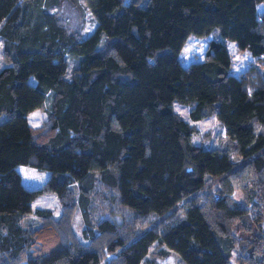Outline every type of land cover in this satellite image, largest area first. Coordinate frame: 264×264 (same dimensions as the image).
<instances>
[{"label":"trees","instance_id":"obj_1","mask_svg":"<svg viewBox=\"0 0 264 264\" xmlns=\"http://www.w3.org/2000/svg\"><path fill=\"white\" fill-rule=\"evenodd\" d=\"M60 2L0 0V264H100L106 255L105 264H143L153 246L184 264H232L238 249L237 264H264L258 242L236 239L235 222L248 227L251 213L232 197L233 184L264 194V72L256 81L233 74L226 45L264 67V0H84L96 22L86 37L51 11ZM213 33L203 60L182 65L188 37ZM47 101L46 133L36 135L28 115ZM175 101L193 122L215 118L238 160L193 143L197 129ZM73 187L89 243L62 237L42 249L19 220L46 193L73 205ZM97 187L159 222L140 231L93 222ZM256 197L247 191L253 207ZM261 220L251 221L264 241Z\"/></svg>","mask_w":264,"mask_h":264},{"label":"rangeland","instance_id":"obj_2","mask_svg":"<svg viewBox=\"0 0 264 264\" xmlns=\"http://www.w3.org/2000/svg\"><path fill=\"white\" fill-rule=\"evenodd\" d=\"M259 9H264V3L259 5ZM51 11L58 15L68 29L80 32L83 37L88 36L96 25V22L86 7L84 0H78L76 3H72L69 0H61L59 5L53 7ZM215 36V33L201 38L192 35L189 36L179 55L181 64L188 66L193 61L203 60L207 44ZM226 45L231 58V72L235 75L245 76L247 79L250 78L256 81L257 77L260 76V73L264 72V67L261 66L260 59L251 56L246 50H239L232 41H228ZM4 65L2 42L0 40V69H2ZM73 65L74 61L70 59L67 66V77L70 76ZM31 81H33L32 78ZM173 107L180 117L188 121L190 124L195 125L197 133L192 137L193 143L204 147L227 149L231 156L238 160V157L232 149H228V142L224 136L223 128L215 118H205L193 122L189 119V107L187 105L175 101L173 102ZM28 119L30 125L36 130V135L46 133L44 130L47 126L46 122L48 120V101L46 102L44 109L31 112L28 115ZM245 178L246 174L241 177L242 180ZM251 180L252 179L248 181L251 182ZM233 188V199L250 209L251 213L250 217H248V227L241 226L240 222H235L233 230L235 231L236 239L240 241L241 244L246 243L247 246L258 242L255 253L257 256L264 258V241H261L256 236V232L261 233V230L251 221L253 218H258L260 216L262 218L261 225L264 228V194L254 185L233 184ZM250 189H254L257 193L255 202L258 203V207H253L247 202V191ZM71 197H73V205H70L71 199L68 202L69 204L63 205L57 196L52 193L40 195L31 203V213L19 220V224L24 229L31 231L37 244L42 249L58 246L63 238L64 240L72 241V243H75L74 245L81 244L85 246L89 243L82 234L84 225L81 218L80 206L76 204L78 193L74 187L73 196ZM91 201V216L93 222L107 218L119 223V225L123 226L125 229L134 225L135 231H140L141 229L148 228L159 222V218L155 215H149L146 217L134 216L131 211H128L118 203L114 192L104 189L103 187L96 188L91 196ZM36 209L49 211V216L44 219L39 218L35 214ZM174 217L180 218L182 217V214L179 212ZM150 250L149 255L145 257L143 264H149L150 259H154L156 264H184L179 255L174 252H168L166 257H159L154 253V246L151 247ZM244 253L243 250H235L231 263L237 264L236 258ZM110 258V255H106L100 264H105Z\"/></svg>","mask_w":264,"mask_h":264}]
</instances>
